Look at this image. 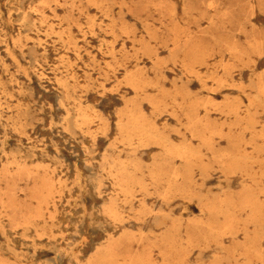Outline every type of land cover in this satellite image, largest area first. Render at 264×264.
Masks as SVG:
<instances>
[{
	"label": "rangeland",
	"instance_id": "rangeland-1",
	"mask_svg": "<svg viewBox=\"0 0 264 264\" xmlns=\"http://www.w3.org/2000/svg\"><path fill=\"white\" fill-rule=\"evenodd\" d=\"M0 264H264V0H0Z\"/></svg>",
	"mask_w": 264,
	"mask_h": 264
}]
</instances>
